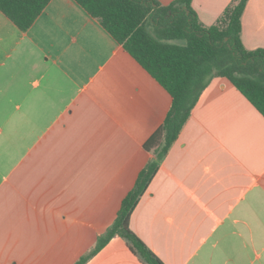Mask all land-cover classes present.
I'll return each instance as SVG.
<instances>
[{"label":"crops","instance_id":"crops-1","mask_svg":"<svg viewBox=\"0 0 264 264\" xmlns=\"http://www.w3.org/2000/svg\"><path fill=\"white\" fill-rule=\"evenodd\" d=\"M234 1L192 6L211 26ZM242 39L264 47V0L248 1ZM171 104L77 1L51 0L27 31L0 10V264L91 252ZM130 225L165 264H264V115L229 79L203 91ZM85 264L144 263L116 235Z\"/></svg>","mask_w":264,"mask_h":264},{"label":"trees","instance_id":"trees-1","mask_svg":"<svg viewBox=\"0 0 264 264\" xmlns=\"http://www.w3.org/2000/svg\"><path fill=\"white\" fill-rule=\"evenodd\" d=\"M51 0H0V10L27 31ZM123 45L172 97L162 125L144 147L155 153L121 203L114 223L96 247L75 264H85L116 235L144 264H165L131 228V216L160 164L215 77L229 79L264 115V47L248 49L242 16L249 0H235L218 24L206 26L192 0H75Z\"/></svg>","mask_w":264,"mask_h":264}]
</instances>
